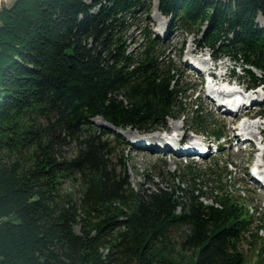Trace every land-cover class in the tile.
Here are the masks:
<instances>
[{
	"label": "trees",
	"instance_id": "trees-1",
	"mask_svg": "<svg viewBox=\"0 0 264 264\" xmlns=\"http://www.w3.org/2000/svg\"><path fill=\"white\" fill-rule=\"evenodd\" d=\"M154 1L0 7V264L245 263L242 242L250 234L255 245L257 237L239 195L212 188L205 203L207 190L195 179L131 188L111 166L112 144L89 128L102 118L115 129L150 131L192 101L196 87L175 60L183 47L173 54L147 21L141 38L129 39ZM158 1L169 31L199 35L202 50L241 66L249 85H264V26L257 22L264 0ZM198 106L195 98L183 114L195 132L213 125ZM212 136L222 138L223 127ZM175 232L185 234L186 246ZM257 254L253 264H264L263 243Z\"/></svg>",
	"mask_w": 264,
	"mask_h": 264
},
{
	"label": "rangeland",
	"instance_id": "rangeland-1",
	"mask_svg": "<svg viewBox=\"0 0 264 264\" xmlns=\"http://www.w3.org/2000/svg\"><path fill=\"white\" fill-rule=\"evenodd\" d=\"M14 1L0 0V7L3 5L9 6ZM153 4V11L150 17L148 19L143 18V22L139 20L140 22L137 21L135 23V26L129 33V39L132 43L140 39L141 28L144 26V22L147 21L148 27L154 33L162 38L164 36L167 37V44L173 54H177L180 48L183 47L181 58L175 60L178 68L184 75L185 81L190 82V86H197V92L192 97V101L189 100L190 104L183 105L184 109L181 112L179 107L173 111V114L177 117L167 118L165 124L162 122L159 124L155 123L154 127L152 126L153 128H151L152 131L135 127L117 130L109 125V123L103 122L101 118L90 120L89 128L96 135L100 136L102 140L112 144L111 166L117 174L121 173L125 175V181L131 188L151 191L157 187L167 186L170 181L179 184L195 179L198 187L207 190L208 197L204 200L205 203H212L211 197L213 196V192H215L212 188L219 189L223 186L226 190L239 195L246 202L254 216L253 225L257 237L256 243L255 245L250 243L254 238L248 234L241 245V250L244 252L246 258L244 264H253L258 257L257 252L260 245L264 244V225L260 221L264 219V188H262V182L260 183L256 179V176L254 177V169H252V165L256 160L259 163L257 157L260 156L255 136L242 145L230 146L225 144L218 156L211 155L204 159L177 155L172 150L165 149L162 144L157 146L154 140L149 137V133H153L152 135H161L170 139V134L168 132V134H165L166 131L161 130L165 126V128L170 129L175 135L179 136L182 134L184 125L186 127L185 134L187 138H190V142H195L192 139L199 141L208 138L209 141L215 140L217 144H222L225 139L232 140L236 134L234 125L231 123L234 117L225 114L216 106L212 98L208 96L209 93L206 91V86L200 85L205 82L206 75L196 70L195 67H211L213 65L221 67L222 69L220 71L218 69L217 73L223 74L227 72L231 75L230 79L232 82L239 83L241 87L247 86L248 77L240 66H237L235 62L229 59L218 62L211 60L209 51L202 50L199 46V35H189L184 30L172 29L171 32L168 31L170 18L159 12L158 1H155ZM258 24L263 26L264 20L260 18ZM189 94H191L190 91L188 92ZM195 98H198L199 109H202L205 115H209L211 117L209 121L213 122L211 127L205 126L199 129V134L194 132L198 128H196L191 119H185L183 115L191 111V104ZM257 108L249 109V112L254 113L258 110ZM219 127H223L226 137L214 139L212 136L213 130ZM262 128H264V124ZM136 135L143 136V138L137 139L142 142L144 141L143 143H138L144 147L143 150L136 148L134 143H132V139ZM262 136L264 137V132ZM116 140H119V143ZM185 140L181 143H185ZM239 147L242 149L237 151ZM262 147H264V144H262ZM73 148V144H70L63 149V152L70 156ZM153 148L157 149L152 151ZM161 150L166 153H162ZM69 187L71 190H74L75 185L71 183ZM75 230L79 232V226H76ZM173 238L179 246L183 244L186 246V236L184 233L175 232ZM186 253L191 254V251L186 250Z\"/></svg>",
	"mask_w": 264,
	"mask_h": 264
},
{
	"label": "bare ground",
	"instance_id": "bare-ground-1",
	"mask_svg": "<svg viewBox=\"0 0 264 264\" xmlns=\"http://www.w3.org/2000/svg\"><path fill=\"white\" fill-rule=\"evenodd\" d=\"M261 19H263L262 17H260ZM167 33V32H166ZM226 81H229V84H231V81L230 80H227V79H225V80H223L222 78H220L219 79V82H226ZM212 91L213 92H215V93H217L218 95H222L223 94V92L222 91H220V90H215V89H212ZM256 93V92H255ZM259 96L258 95H253V94H251V96L249 97L250 99H257ZM254 122H257V121H254ZM258 127H260V126H262L263 125V123H257L256 124ZM251 125H249V127H250ZM257 126H255V128L257 127ZM166 127V126H165ZM163 128V129H161V130H165L166 132H168L169 134H170V139H167V138H165V136H161V135H152L151 137H150V139H152V140H154V142H155V144L157 145V146H159L160 144H162V146L165 148V149H167V150H172V152H174L175 154H177V155H180V153L182 152L181 150H183V151H185L186 153H190V149L191 148H194V147H197V143L196 142H191L190 144L191 145H193V146H185V144L184 143H181L183 140H185L186 138H187V135L184 133V136H183V138L182 139H180L179 141H178V145L177 146H173L171 143L169 144V142H171V140H173V142L175 143L176 141H177V137L178 136H176L174 133H173V131H171L170 129H168V128ZM183 130L185 131V129H186V127L183 125ZM136 139H138V138H136ZM255 139L256 140H260V139H262V142L260 143L261 145L262 144H264V137L263 136H261L260 137V133H258V132H256L255 131ZM227 141L230 143L231 142V139H227ZM133 142H135V143H142V141L141 140H137V141H133ZM259 142H257L256 143V145L258 146V148H257V150H260V149H262L261 151V153L259 154L260 156H258V161H259V163H261V162H263V159H261V157H264V148H259ZM152 145V144H151ZM136 148H138V149H140V150H143L144 149V147L142 146V145H140L139 147H136ZM256 164H258L257 163V160H256ZM255 177V176H254ZM259 180V179H258Z\"/></svg>",
	"mask_w": 264,
	"mask_h": 264
}]
</instances>
